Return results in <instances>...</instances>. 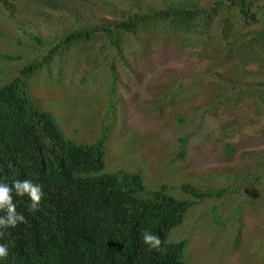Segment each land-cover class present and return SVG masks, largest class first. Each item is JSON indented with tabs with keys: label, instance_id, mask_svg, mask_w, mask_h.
I'll use <instances>...</instances> for the list:
<instances>
[{
	"label": "trees",
	"instance_id": "trees-1",
	"mask_svg": "<svg viewBox=\"0 0 264 264\" xmlns=\"http://www.w3.org/2000/svg\"><path fill=\"white\" fill-rule=\"evenodd\" d=\"M154 1H43L51 14L67 15L69 20L64 22L61 35L49 44L45 58L28 65L21 75L37 65L50 66L57 58L90 59L95 50L115 79L116 59L125 73L138 76L143 71L137 65L144 68L150 58H160L172 46L210 60L205 77L215 80V102L223 114L228 108L234 113L249 103L255 120L262 116L264 0ZM1 3L10 12L8 3ZM84 9L112 12L115 17L87 25ZM156 46L161 48L158 53L152 49ZM133 63L138 72L132 70ZM227 64L234 65L226 68ZM238 121L235 117L222 125L216 141L229 138L228 131L239 127ZM260 129L264 137V120ZM104 138L93 144L65 139L53 117L37 107L21 77L0 88V182L11 186L14 180L31 179L44 192L36 212L27 210V195L20 197L13 192L17 211L28 223L4 230L0 243L8 246L9 256L0 259V264H184V240L166 243L165 235L193 203L174 198L164 187L143 192L138 174L102 172ZM184 143L181 138L176 158L183 156ZM224 146L228 154L232 144L225 141ZM257 154V165L249 173L256 178L264 174V149ZM223 175L231 182L233 174ZM251 187L248 193L259 192L264 197V187ZM180 189L199 196V200L222 193L188 184ZM143 231L159 236L164 250L143 244Z\"/></svg>",
	"mask_w": 264,
	"mask_h": 264
},
{
	"label": "rangeland",
	"instance_id": "rangeland-1",
	"mask_svg": "<svg viewBox=\"0 0 264 264\" xmlns=\"http://www.w3.org/2000/svg\"><path fill=\"white\" fill-rule=\"evenodd\" d=\"M5 1L11 10L0 0V88L21 77L37 107L75 144H93L105 135L102 172L138 174L143 192L164 187L174 198L191 201L182 220L165 235L166 243L184 240V264H264V197L247 192L251 186L264 187V174H249L257 165V152L264 149V114L255 120L249 103L223 114L215 102V80L205 77L210 60L172 46L160 58H150L144 68L137 65L143 71L138 76L125 73L116 59L115 79L95 50L90 59L57 58L50 66L37 65L21 75L28 65L45 58L49 44L69 20L67 15L51 14L43 1L75 0ZM83 14L87 25L115 17L97 9H84ZM61 52L58 48L57 56ZM235 117L239 127L217 142L222 125ZM181 138L184 152L176 158ZM225 141L232 144L228 154ZM225 173L233 174L231 182ZM245 181L249 183L243 185ZM182 184L222 193L199 200L182 191Z\"/></svg>",
	"mask_w": 264,
	"mask_h": 264
},
{
	"label": "clouds",
	"instance_id": "clouds-1",
	"mask_svg": "<svg viewBox=\"0 0 264 264\" xmlns=\"http://www.w3.org/2000/svg\"><path fill=\"white\" fill-rule=\"evenodd\" d=\"M185 145V143H184ZM13 192L16 196L23 197L27 195L30 198V204L27 206L29 212H36L40 209L44 192L39 184H34L31 179L14 180L12 185L0 182V239L5 236V229L17 227L18 224H27L28 221L23 213L17 211V205L14 203ZM141 242L149 246L150 249L163 251L161 245L164 243L161 238L148 231L141 233ZM9 249L6 244L0 243V259H7Z\"/></svg>",
	"mask_w": 264,
	"mask_h": 264
}]
</instances>
